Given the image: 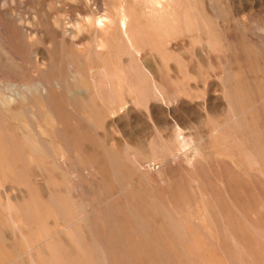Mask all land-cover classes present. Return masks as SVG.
I'll return each instance as SVG.
<instances>
[{"label":"rangeland","instance_id":"rangeland-1","mask_svg":"<svg viewBox=\"0 0 264 264\" xmlns=\"http://www.w3.org/2000/svg\"><path fill=\"white\" fill-rule=\"evenodd\" d=\"M160 2L0 0V264H264V0Z\"/></svg>","mask_w":264,"mask_h":264},{"label":"bare ground","instance_id":"bare-ground-1","mask_svg":"<svg viewBox=\"0 0 264 264\" xmlns=\"http://www.w3.org/2000/svg\"><path fill=\"white\" fill-rule=\"evenodd\" d=\"M148 1V0H147ZM153 1L156 5H160L161 2L160 0H151ZM129 19L126 13L125 8H121V12L118 14L117 17H112L110 15H104V16H99L95 20L96 26L104 27L105 23L109 24H114L115 25V30H119L123 33L124 37L127 40V43L130 45V47H133V38L130 36L129 32Z\"/></svg>","mask_w":264,"mask_h":264}]
</instances>
